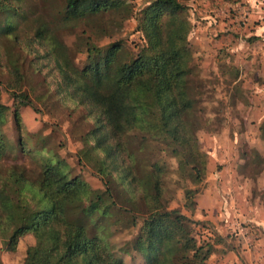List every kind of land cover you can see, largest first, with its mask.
Wrapping results in <instances>:
<instances>
[{"label":"trees","instance_id":"1","mask_svg":"<svg viewBox=\"0 0 264 264\" xmlns=\"http://www.w3.org/2000/svg\"><path fill=\"white\" fill-rule=\"evenodd\" d=\"M114 16L107 0H0V65L15 100V125L21 127L19 106L29 104L23 89L29 57L42 83L83 107L92 121L79 159L94 168L112 198L106 209L88 202L90 184L61 160L45 159L36 172L9 167L0 184L31 216L6 241L13 251L22 237H34L23 264H126L108 231L135 225L138 218L130 248L145 264H205L207 256L193 244L192 219L168 207L167 164L155 159L142 165L135 155L155 141L176 159L182 180L197 184L204 177V154L191 123L188 6L183 0H151L142 7L137 30L145 45L134 55L125 52L122 40L100 46L94 39L95 29L106 28ZM77 29L73 51L60 31ZM78 52L86 55L82 66L75 62ZM7 110L0 102V159L9 149L2 132ZM131 135L140 136L137 147Z\"/></svg>","mask_w":264,"mask_h":264},{"label":"rangeland","instance_id":"2","mask_svg":"<svg viewBox=\"0 0 264 264\" xmlns=\"http://www.w3.org/2000/svg\"><path fill=\"white\" fill-rule=\"evenodd\" d=\"M107 1L115 16L106 28L95 29L94 39L100 46L122 40L125 52L136 54L145 45L137 30V15L151 0ZM183 2L192 24L188 85L195 104L191 123L204 154V177L197 184L182 180L176 159L155 141L149 140L139 153L136 149L135 155L142 165L155 159L167 164L168 207L192 219L193 244L207 256L205 264H264V226L255 222L264 221V0ZM78 31H60L73 51ZM75 55L76 64L82 66L86 55ZM26 59L23 89L29 104L19 106V128L12 115L15 100L5 86L8 74L0 65V102L8 106L2 132L9 145L0 159V176L14 165L36 172L45 159L61 160L72 175L80 174L90 184L88 202L108 208L112 198L104 191L103 180L78 155L92 121L84 116L83 107L47 88ZM129 140L137 147L140 136L131 135ZM30 219L0 184V264H23L34 237H22L13 251L6 241ZM141 220L129 227L114 225L108 231L114 250L126 264H145L143 255L130 248ZM236 223L248 227L250 241L233 229Z\"/></svg>","mask_w":264,"mask_h":264},{"label":"built area","instance_id":"3","mask_svg":"<svg viewBox=\"0 0 264 264\" xmlns=\"http://www.w3.org/2000/svg\"><path fill=\"white\" fill-rule=\"evenodd\" d=\"M232 226H233V229L237 231L246 242L251 240V236L249 235V229L247 226L241 223H236V224H233Z\"/></svg>","mask_w":264,"mask_h":264},{"label":"crops","instance_id":"4","mask_svg":"<svg viewBox=\"0 0 264 264\" xmlns=\"http://www.w3.org/2000/svg\"><path fill=\"white\" fill-rule=\"evenodd\" d=\"M239 216V215H238ZM255 222H257L258 224H260L261 226H264V221H257V220H255Z\"/></svg>","mask_w":264,"mask_h":264}]
</instances>
